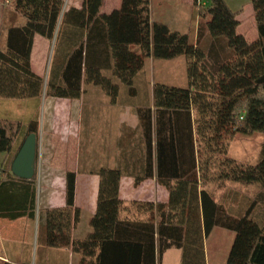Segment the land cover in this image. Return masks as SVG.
<instances>
[{"label": "trees", "instance_id": "1", "mask_svg": "<svg viewBox=\"0 0 264 264\" xmlns=\"http://www.w3.org/2000/svg\"><path fill=\"white\" fill-rule=\"evenodd\" d=\"M204 1L194 0L195 44L189 35L153 22L150 0H122L108 14L102 13L105 0H79L65 9L64 1L52 0L49 17L28 9L47 21L33 17L8 30L6 48H0V99L79 100L94 86L116 103L122 85L136 95L147 59L187 60L188 87L156 84L155 110L138 111L146 171L134 173L135 184L153 178L156 165L168 202H124L123 171L101 168L95 172L97 212L86 239L74 237L80 212L75 172L66 173V206L40 211L47 246L72 249L74 264H158L172 249L182 251L181 264H208L206 240L215 228L235 235L226 264H264V143L255 166L229 155L238 134H264V0H252L255 41L240 33V13L226 0ZM36 36L55 44L47 80L32 68ZM40 128L37 119L26 136L40 137ZM22 129V122L0 119V154L10 156L0 179V218L12 221L37 217L35 182L10 173L23 146L16 144ZM210 186L223 190L219 197ZM238 186L260 191L249 197Z\"/></svg>", "mask_w": 264, "mask_h": 264}, {"label": "crops", "instance_id": "2", "mask_svg": "<svg viewBox=\"0 0 264 264\" xmlns=\"http://www.w3.org/2000/svg\"><path fill=\"white\" fill-rule=\"evenodd\" d=\"M151 1V18L154 22ZM106 2L105 0L104 7ZM158 22L162 21L159 20ZM163 23L167 24L169 28L171 27L169 22ZM9 29L7 27L4 31L6 36ZM36 47H39V54L45 62L50 54L53 55L55 44L43 37L37 39L36 36L32 62ZM150 60H153V58ZM121 93L122 89L118 101L112 103L110 98L99 91V89L92 86L87 87L81 98V109H79L77 117L81 131L78 137L79 148L76 156L78 159L81 155V165L78 164L77 160L73 166H66V164L56 165L55 162L43 168L38 166L36 177L31 180L35 182L36 187L37 217L32 221L27 218L17 221L0 218V264H32L36 250V264H74L72 249H54L47 246L46 220L45 218L39 219L40 211L66 206V173L68 171L77 174L76 207L80 212L74 230L76 239L84 240L92 231L91 220L97 212L100 185V178L95 174L98 169L109 168L123 171L124 176L121 180L120 196L126 203L151 202L158 204L168 202L169 192L158 183L156 165L154 167V177L149 178L140 186L135 184L133 176L134 173L146 171L144 163L146 159L145 136L138 111L141 108H152L155 110L154 86L149 98L146 100L147 102L142 100L136 102L127 99L122 101ZM0 100H2L0 101L1 111L13 109L12 106H9L10 108L7 107L10 101H7V99ZM62 101L68 100L52 98L42 102L41 106L43 105L46 108L45 119L41 123V131L44 135L50 137L61 133L59 132L60 129L57 130L58 121L60 122L57 114L61 112V103L59 102ZM13 102H16L17 106L14 116L6 118L3 114H0V119L22 122L23 129L16 142L17 146H20L24 144L28 137L26 135L31 123L39 118V102L35 100H17ZM68 120L70 121V119ZM52 142L55 147L58 146L56 137L49 141V139L43 140L40 135V164L43 157L48 159L46 163H51L52 159L57 161L56 158L65 159L69 156L67 151L71 139L61 140L55 152L50 148ZM83 149L86 150L85 161L83 160ZM9 157L8 154H0V179L4 178L2 177V172L6 168L5 165ZM41 169L43 170L41 171ZM40 171L41 176L39 177ZM10 173L13 175L11 169ZM181 260L182 251L172 249L165 252L162 258L159 259L158 264H181ZM207 262L210 264L208 257Z\"/></svg>", "mask_w": 264, "mask_h": 264}, {"label": "rangeland", "instance_id": "3", "mask_svg": "<svg viewBox=\"0 0 264 264\" xmlns=\"http://www.w3.org/2000/svg\"><path fill=\"white\" fill-rule=\"evenodd\" d=\"M62 1L65 2L66 8H69L73 5H80L79 0ZM106 1V6L102 10L103 14H108L115 9H119L122 5V0ZM206 1L208 0H205L204 2ZM226 2L234 12L240 13L239 19L242 22L240 33L245 34L251 41L257 40L259 34L256 29L255 18L253 16L252 0H226ZM151 3L153 10V19L155 21L160 20L162 22H169V24H171L170 29L172 31H177L181 34H187L190 37V43H196L199 17L197 9L194 6V0H152ZM51 5L52 0H0V48H6L7 36L4 31L7 27H21L27 22V20H30L33 17L37 20H41L44 22L47 21V19L45 20L39 18L35 11H31L28 9L35 7V9L38 10V13L40 14L47 11V15L49 17ZM40 38V36H37V39ZM133 49L138 50L139 48L134 46ZM39 53V47H36V51L33 56L32 68L36 74L45 77V79L47 80L53 55L50 54L49 58L44 62ZM136 84V95H132L129 92L128 87L124 85L121 86L122 101L127 99L136 102H139L140 100H142L143 102H147L146 100L149 98L150 92L153 86L156 84H165L174 87L187 88L189 85L187 60L184 56H179L170 60L147 59L143 72L140 73V75H138L136 79ZM92 87L94 88V86ZM95 88L99 89V91L105 94L100 88ZM50 99L52 98H46L44 96L42 101H40V103L38 104V119L41 123H43L46 115V108L43 105L41 106V104L42 102ZM7 101H10L8 102L10 104H7V107L12 106L13 109L9 111L8 109H6L5 111H1L0 108V114H3V116H5L6 118H11L17 111L16 102H13L17 100ZM59 103H61V112H58L57 114V118H59L60 120V122L58 121L57 130L60 129L59 132L61 133L57 134L58 136L53 135L49 137L48 135H44L40 128V135L42 136L43 140L49 139V141L53 140V138L55 139L56 137V144L58 146L61 143V140L71 139L67 151L69 156H67L65 159L56 158L57 161H54V159H52L51 163H46V160L48 161V159H44L43 157L41 164L39 163V166H42V168L48 166V164L51 165L54 162L56 163V165L66 164V166H73L75 161L77 160L78 164L81 165V155L78 157V159L76 156L79 148L78 137L81 131V126H78L77 121L78 111L79 109H81V99L68 100L64 102L62 101ZM22 109L24 108L22 107ZM67 119H70V121H67ZM263 143L264 134L257 133L249 136L238 134L230 144L229 155L230 157L236 159L240 164L255 166L262 159ZM58 146L55 147L54 143L52 142L50 148L55 152ZM45 147L46 146L44 143V149ZM82 154L84 158L83 160L85 161V149H83ZM42 170L43 169H41V171ZM41 171L38 174L39 177L41 176ZM216 188V186L209 187V189L213 191H215ZM238 189H244L246 195L249 197H254L260 191L258 186H238ZM222 191L223 190H221L220 188H217V197L220 196ZM234 238L235 235L231 231L221 228L214 229V231L206 240V251L210 264H226V259L234 242ZM36 252L37 250L34 252L32 264H36Z\"/></svg>", "mask_w": 264, "mask_h": 264}, {"label": "water", "instance_id": "4", "mask_svg": "<svg viewBox=\"0 0 264 264\" xmlns=\"http://www.w3.org/2000/svg\"><path fill=\"white\" fill-rule=\"evenodd\" d=\"M66 6L64 7V9ZM40 137L30 134L12 163L11 171L15 177L31 181L36 177L39 166Z\"/></svg>", "mask_w": 264, "mask_h": 264}]
</instances>
